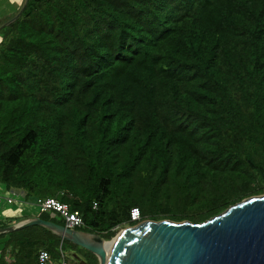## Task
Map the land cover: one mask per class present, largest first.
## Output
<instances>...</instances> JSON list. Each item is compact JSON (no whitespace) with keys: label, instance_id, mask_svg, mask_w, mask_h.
Wrapping results in <instances>:
<instances>
[{"label":"trees","instance_id":"trees-1","mask_svg":"<svg viewBox=\"0 0 264 264\" xmlns=\"http://www.w3.org/2000/svg\"><path fill=\"white\" fill-rule=\"evenodd\" d=\"M0 36L5 190L58 198L107 240L264 194V0H24ZM2 239L0 264H100L41 225Z\"/></svg>","mask_w":264,"mask_h":264},{"label":"water","instance_id":"water-1","mask_svg":"<svg viewBox=\"0 0 264 264\" xmlns=\"http://www.w3.org/2000/svg\"><path fill=\"white\" fill-rule=\"evenodd\" d=\"M33 225L91 251L100 264H264V194L245 198L201 223L146 219L122 228L111 240L40 216L0 227V234ZM106 241H114L109 254Z\"/></svg>","mask_w":264,"mask_h":264},{"label":"built area","instance_id":"built-area-1","mask_svg":"<svg viewBox=\"0 0 264 264\" xmlns=\"http://www.w3.org/2000/svg\"><path fill=\"white\" fill-rule=\"evenodd\" d=\"M29 203L23 192L7 191L4 186L0 183V205L7 203L14 205L16 203ZM38 207L39 214L42 212H58L62 217L65 218L66 226L72 229H79L84 227V220L79 211H72L67 203L61 202L58 198L48 197L45 199H38L34 202ZM31 204V203H30ZM132 219H140V211L138 208H134L131 212ZM1 252V246H0ZM38 264H55L52 262V258L48 250L41 249L38 255ZM57 264H73L68 258V254L62 251V257Z\"/></svg>","mask_w":264,"mask_h":264},{"label":"rangeland","instance_id":"rangeland-1","mask_svg":"<svg viewBox=\"0 0 264 264\" xmlns=\"http://www.w3.org/2000/svg\"><path fill=\"white\" fill-rule=\"evenodd\" d=\"M24 0H0V17L4 16V15H8V14H13L16 11H18L22 4H23ZM1 39V36H0ZM16 205V204H14ZM14 205H9L7 203L1 204L0 205V214L3 217H8L11 215H15L16 213H20L23 212L25 214H27V212H33L35 211H39L37 206H35L34 204H23L21 205V207L19 206L18 209H14L13 206ZM82 228H79L78 230H81ZM114 238V237H113ZM112 238V239H113ZM73 258L74 254H73ZM76 259V258H75Z\"/></svg>","mask_w":264,"mask_h":264},{"label":"crops","instance_id":"crops-1","mask_svg":"<svg viewBox=\"0 0 264 264\" xmlns=\"http://www.w3.org/2000/svg\"><path fill=\"white\" fill-rule=\"evenodd\" d=\"M31 202H29L28 204H30ZM24 203H22V202H19V203H16V205H14L13 206V208L14 209H18V207L20 206L21 207V205H23ZM25 204H27V203H25ZM31 204H34L35 205V203H31ZM36 206V205H35ZM38 208V207H37ZM24 211V210H23ZM18 212V213H16L15 215H11V216H8V217H2L1 216V214H0V222L2 223L3 221H5L6 219H10V220H12V219H16V218H18V217H22V218H32V217H36V216H39L40 214H39V211H33L32 213L31 212H27V214H25L24 212ZM0 223V224H1ZM5 241V239H2V240H0V246L3 244V242Z\"/></svg>","mask_w":264,"mask_h":264},{"label":"bare ground","instance_id":"bare-ground-1","mask_svg":"<svg viewBox=\"0 0 264 264\" xmlns=\"http://www.w3.org/2000/svg\"><path fill=\"white\" fill-rule=\"evenodd\" d=\"M113 244H114V241L104 242V245H105V248H106L108 254L110 253ZM104 264H106V263H104Z\"/></svg>","mask_w":264,"mask_h":264},{"label":"clouds","instance_id":"clouds-1","mask_svg":"<svg viewBox=\"0 0 264 264\" xmlns=\"http://www.w3.org/2000/svg\"><path fill=\"white\" fill-rule=\"evenodd\" d=\"M40 216V215H39ZM1 253V252H0Z\"/></svg>","mask_w":264,"mask_h":264}]
</instances>
